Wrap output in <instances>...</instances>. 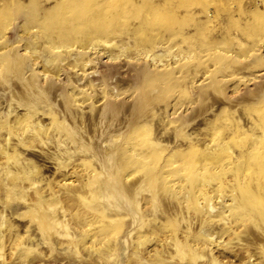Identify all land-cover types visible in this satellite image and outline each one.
Masks as SVG:
<instances>
[{
    "label": "rangeland",
    "instance_id": "obj_1",
    "mask_svg": "<svg viewBox=\"0 0 264 264\" xmlns=\"http://www.w3.org/2000/svg\"><path fill=\"white\" fill-rule=\"evenodd\" d=\"M68 1L0 0V264H264V0Z\"/></svg>",
    "mask_w": 264,
    "mask_h": 264
},
{
    "label": "bare ground",
    "instance_id": "obj_2",
    "mask_svg": "<svg viewBox=\"0 0 264 264\" xmlns=\"http://www.w3.org/2000/svg\"><path fill=\"white\" fill-rule=\"evenodd\" d=\"M80 3V0H72V1H68V2H65V10L67 11V12H70L71 14H73V15H75L76 14V12H78L79 10H81V7L78 5ZM88 11V10H87ZM97 14H98V11L96 10V9H94L92 12H90V14H88L89 16H87L82 22H84L85 24H88V23H91V24H93V27H95V29L93 30V32H95V35H93V36H90V33H91V31L90 30H88V31H86L85 33H84V36L82 37V39L80 40V39H76L75 37L73 38V36L71 37V36H69V37H67V33H61V34H59V36H56V35H52V34H50V32H49V30H48V28H46L44 25L42 26V28H44V31H42L41 33V35H39L37 38H35L36 39V42H35V39L33 40V39H31V40H25V39H23L25 42H24V45H25V48L26 49H30V52L28 53V55H27V58H26V62H21V60H19V61H17L16 62V60L17 59H14L13 60V62H12V65H11V69H14L15 71H14V76H18V74H19V76H21L23 73L22 72H24V70H27L26 72H28L30 69H29V62H27V61H30L31 62V64H35V62H36V60L38 59V61H40V59L39 58H42V62L43 63H45V62H47V63H50V62H52L53 60H55V59H51V60H46V59H43L44 57H47V56H55L56 55V52L54 51V50H56V49H58V48H61V47H63V48H69V47H71L72 46V44H74L75 42H79V41H82L83 43H82V46L83 47H90V45H93V43H94V41H93V39L95 38L98 42H102V43H104V44H110V40L109 39H104L103 40V38H101V37H105V36H107V34H106V32L108 31H106V29H104L103 27H101V23H103V22H101V21H98V20H94V19H97L98 17H97ZM77 15V14H76ZM80 19V18H79ZM27 22L25 23V25L23 26L24 27V30H28L30 27V25H29V23H30V18L28 19V20H26ZM100 26V27H99ZM113 27H115V26H113ZM114 29V28H113ZM261 29V28H260ZM114 31V33H115V30H113ZM29 36H30V34H29ZM149 40H150V38H144V39H142V40H139L138 42H139V44H142V43H144L145 45H143V46H147L146 45V43L147 42H149ZM18 42H22V40L20 41H18ZM43 44V43H47V44H49L50 46L49 47H47L46 49H44V53H46L47 55H44V53L43 54H39V53H37V51H36V45L37 44ZM16 48H17V46H16ZM140 52H144V54H146V53H148L149 54V52L151 51V50H139ZM128 48H125V47H122V50H121V53L123 54V55H127V56H129L128 55ZM148 54H146V55H148ZM113 58H117L118 56H112ZM154 58H155V54H154ZM75 62H77L78 64H75L74 63V65H77V66H80L81 67V69H84L85 67H86V65L84 64V63H79V61L78 60H76ZM5 62H4V60H2V62H1V64H0V67H2V66H4V67H2L3 68V75H5L6 74V71H5V68H7V65L6 64H4ZM36 63H38V62H36ZM70 63V62H69ZM73 64V63H72ZM19 66H22L24 69H18L17 70V68L19 67ZM26 68V69H25ZM58 69V68H57ZM55 72V71H54ZM25 73V72H24ZM57 73V72H56ZM34 78V77H33ZM32 78V79H33ZM35 79V78H34ZM254 155V154H253ZM252 155V156H253ZM256 157V156H255ZM189 164V163H188ZM190 165V164H189ZM195 174V173H194ZM258 174H261V175H264V166L262 167L261 166V168L259 169V171H258ZM196 175V174H195ZM194 177V176H193ZM192 177V179H194Z\"/></svg>",
    "mask_w": 264,
    "mask_h": 264
}]
</instances>
